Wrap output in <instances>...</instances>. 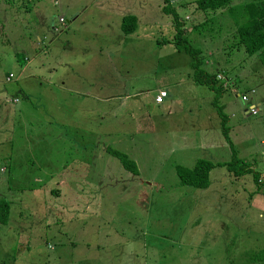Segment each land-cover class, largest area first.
Returning a JSON list of instances; mask_svg holds the SVG:
<instances>
[{
	"label": "rangeland",
	"instance_id": "rangeland-1",
	"mask_svg": "<svg viewBox=\"0 0 264 264\" xmlns=\"http://www.w3.org/2000/svg\"><path fill=\"white\" fill-rule=\"evenodd\" d=\"M197 1L172 4L203 66L223 74L229 140L163 0H0V199L11 204L0 264H45L51 248L74 253L90 236L100 264H264L254 257L264 183L253 177H264V64L236 44L229 11L258 0L205 11ZM125 14L137 17L133 32L120 29ZM242 94L258 109L249 119ZM231 145L252 171L215 165L206 187L180 182L177 165L228 162Z\"/></svg>",
	"mask_w": 264,
	"mask_h": 264
},
{
	"label": "trees",
	"instance_id": "trees-1",
	"mask_svg": "<svg viewBox=\"0 0 264 264\" xmlns=\"http://www.w3.org/2000/svg\"><path fill=\"white\" fill-rule=\"evenodd\" d=\"M230 0H198L197 5L201 10L208 9H222L228 6ZM161 11L170 15L173 20L174 33L172 34V41L179 51H184L190 57L189 66L192 69V80L197 84H205L210 89L215 91L213 103L216 104V112L221 117L220 123L222 132L225 138L229 140L228 129L225 125V117L221 116L220 107L217 106V97L224 89L223 74L217 72H210L203 66V58L201 49L194 46L190 40L183 36L184 23L179 17L178 12L169 0H163ZM230 13L233 15L235 24V33L232 34L236 40V44L242 47L245 53L249 56L256 55L262 64H264V0H258L241 6L230 7ZM137 25V17L133 14H125L120 20V29L122 33L133 32ZM221 74V75H220ZM222 76L223 78H218ZM254 92V91H253ZM164 98V97H163ZM162 98V99H163ZM240 100V98H239ZM241 101V100H240ZM243 103V102H242ZM244 104V103H243ZM246 103L244 104L245 107ZM232 147V158L230 161L213 162L206 158H199L194 163L193 167L187 168L181 165L176 166V174L183 185L206 187L210 184V170L212 167L225 166L230 173L240 175L244 172H250L251 167L247 162L237 157L236 150ZM113 155L121 158L123 165L133 171H137V164L134 159L119 150H112ZM254 181L257 184L264 183L263 177L260 173H254ZM11 212V204L9 201L0 199V224H7ZM255 262L264 261V249L257 251L254 254Z\"/></svg>",
	"mask_w": 264,
	"mask_h": 264
},
{
	"label": "crops",
	"instance_id": "crops-1",
	"mask_svg": "<svg viewBox=\"0 0 264 264\" xmlns=\"http://www.w3.org/2000/svg\"><path fill=\"white\" fill-rule=\"evenodd\" d=\"M62 85H63L62 87L65 90H67V88L64 87L66 85L64 83ZM162 90L164 89H161V91ZM167 96H168V92H167V95L160 102H156V103L161 105L164 102V99L167 98ZM250 106H255V105L251 103ZM76 231L78 233V228L76 229ZM84 239L85 240L81 241L78 247L74 246V250H75L74 253L72 250L69 251L66 248L64 250L61 248L60 249L51 248L52 250H54V254L57 256L56 263L55 261H53V258H54L53 252H50L52 259L50 260V262H47L45 264H54V263L57 264L59 262L72 264V261H75V264H100L99 258H100L101 244L99 243V240L93 239L92 236L86 237ZM143 241H144V243H142L143 248L146 249V244H145L146 241L145 240ZM123 247H125L126 250L131 252L132 244H129V241H127L123 243ZM82 252H83V255H81Z\"/></svg>",
	"mask_w": 264,
	"mask_h": 264
},
{
	"label": "built area",
	"instance_id": "built-area-1",
	"mask_svg": "<svg viewBox=\"0 0 264 264\" xmlns=\"http://www.w3.org/2000/svg\"><path fill=\"white\" fill-rule=\"evenodd\" d=\"M175 1H177V0H169L170 3H174ZM61 21H64V19L62 17H61ZM13 77H14V74L13 73H10L7 76V81H11L13 79ZM218 78L222 79L223 77L218 75ZM253 91L254 90H252L251 92L253 93ZM166 95H167V93L164 90L160 91L157 94V96L155 97V101L156 102H160L162 100V98L165 97ZM240 100H241V102H243L245 104L246 102H249V97L246 94H242L240 96ZM257 110L258 109L256 108V106H250L249 107V111H248L249 112V115L251 116V115L256 114V111ZM263 179H264V177H263Z\"/></svg>",
	"mask_w": 264,
	"mask_h": 264
},
{
	"label": "water",
	"instance_id": "water-1",
	"mask_svg": "<svg viewBox=\"0 0 264 264\" xmlns=\"http://www.w3.org/2000/svg\"><path fill=\"white\" fill-rule=\"evenodd\" d=\"M239 103H240V107H241V111H240V114L244 117V118H247L249 119L250 115H249V110L247 107L244 106V104L239 100Z\"/></svg>",
	"mask_w": 264,
	"mask_h": 264
}]
</instances>
